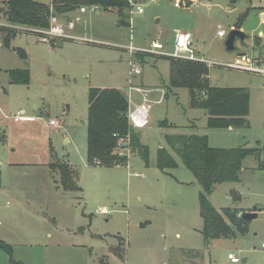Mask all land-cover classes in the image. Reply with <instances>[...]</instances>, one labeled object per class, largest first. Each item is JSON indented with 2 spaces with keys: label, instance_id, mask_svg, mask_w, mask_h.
<instances>
[{
  "label": "rangeland",
  "instance_id": "obj_1",
  "mask_svg": "<svg viewBox=\"0 0 264 264\" xmlns=\"http://www.w3.org/2000/svg\"><path fill=\"white\" fill-rule=\"evenodd\" d=\"M5 1L0 0V137L5 135L0 141V183L6 186L1 191L0 185V237L13 246V257L25 264H264V78L210 65L212 85L247 87L251 94L250 126L212 128L207 110L190 106L187 88L169 90L173 58L131 54L125 48L161 41L172 51L175 33L191 30L200 53L215 62H231L239 53L257 55L264 49V36H258L264 32V0H195L189 7L180 6L179 0H136L130 17H124L128 23H122L117 9L83 14L69 33L91 41L19 27L8 43L3 28L14 27L1 12ZM246 12L240 29L247 38L237 39L236 49L229 51L227 35ZM75 14L58 17L64 21ZM219 26L225 37L218 36ZM132 63L140 72L132 71ZM16 68L30 69L29 84L10 82L8 70ZM91 87L120 89L133 110L145 96L136 88L148 90V123L136 128L148 146V161L129 151L127 165L88 164ZM22 108L36 118L16 121L14 115ZM177 133L207 134L215 147L263 149L261 159L245 158L240 181L217 184L210 195L221 211L231 207L242 215L257 210L247 233L205 240L202 186L166 138ZM163 147L176 158L177 167L158 168ZM59 160L74 164L82 190L63 188L59 171L50 165ZM119 248L123 258L115 252ZM229 253L240 262H232ZM0 264H12L1 248Z\"/></svg>",
  "mask_w": 264,
  "mask_h": 264
},
{
  "label": "trees",
  "instance_id": "obj_2",
  "mask_svg": "<svg viewBox=\"0 0 264 264\" xmlns=\"http://www.w3.org/2000/svg\"><path fill=\"white\" fill-rule=\"evenodd\" d=\"M97 4L102 10L117 9L123 16L122 23H128L132 4L130 0H52L44 3L37 0H7L1 12L8 24L47 29L52 16H69L79 7ZM243 14L237 26H242ZM125 17V18H124ZM6 31L5 43L18 33L15 28H3ZM56 47L54 39L49 40ZM259 43V40L257 41ZM17 51L26 58L22 48ZM170 86L172 91L187 88L190 94V106L203 108L208 113V126L212 128L248 127L251 94L247 87H219L211 84L210 67L201 61L170 59ZM10 82L29 84V68L8 70ZM129 97L115 87H91L88 108V162L91 166L112 167L127 165L128 152H139L145 160L149 159L148 146L143 144L138 131L129 121ZM167 124V120L163 121ZM167 141L184 164L191 170L202 186L200 192L201 215L204 220L202 233L207 242L222 237H235L237 233L248 232L250 220H245L241 212L231 207L222 211L211 202L210 195L215 186L223 182L241 180L245 158L254 155L261 159V147H215L209 142L207 134H168ZM126 142V145H124ZM157 166L161 170L175 168L178 161L166 148L158 152ZM51 167L60 173V183L69 191L82 190L76 181V172L66 161L51 163ZM0 248L10 256L12 264H25L13 257V246L0 237ZM124 257L120 248L115 251Z\"/></svg>",
  "mask_w": 264,
  "mask_h": 264
},
{
  "label": "built area",
  "instance_id": "obj_3",
  "mask_svg": "<svg viewBox=\"0 0 264 264\" xmlns=\"http://www.w3.org/2000/svg\"><path fill=\"white\" fill-rule=\"evenodd\" d=\"M132 4V10L134 6L136 5V0H130ZM179 5L187 6V0H179ZM89 10H102L101 7L97 4H93L90 6L84 5L79 7L76 11V14L71 19H65L62 21L58 16H52L50 19V27L47 29L44 28H38L43 29V32H46L50 36H56L60 38H70V39H78L81 41H91L90 39L86 37H82L76 34L69 33L70 31L74 30L77 26V22L81 21V16L83 14H86ZM131 10V11H132ZM137 11L139 13L144 12L143 6H138ZM73 13V12H72ZM9 26L14 27L15 29L21 27V28H27L28 29H34L29 26H13L8 23H6ZM18 30V29H17ZM23 30V31H26ZM26 32H29L28 30ZM227 35L226 31L219 26L218 30V36L219 37H225ZM258 36H264V33L262 31H259ZM125 48L131 53H151V54H158L161 56H167L175 59H184V60H193V61H201L206 63L209 67L210 65H222L227 68H231L233 70L243 71V72H251L258 75H261L264 78V49L263 51L259 52L257 55L255 54H248V53H242L238 54V56L231 62L228 63H218L213 60H210L206 58L204 55H200L197 51V48L194 43V38L191 33L187 31H180L176 34L174 43H173V50L169 51L166 49V46L161 41H153L151 47H136L133 44L126 45ZM134 66L132 71L133 72H140V68L135 66L134 63H132ZM134 88V87H132ZM137 89V88H136ZM143 93L144 95V101L136 106L134 110L130 109L128 117L130 124L132 127L136 128H143L148 123V111L151 107V100L148 98L147 93L148 90L146 89H137ZM24 117V113L22 111H18L14 115V119L16 121H19L21 118ZM49 124L53 126H58L60 124L57 120H49ZM126 143V142H125ZM102 212H106V209H102ZM261 247L264 249V242L262 243ZM229 258L232 260V262L237 263L240 262V258L236 256L234 253H229Z\"/></svg>",
  "mask_w": 264,
  "mask_h": 264
},
{
  "label": "water",
  "instance_id": "obj_4",
  "mask_svg": "<svg viewBox=\"0 0 264 264\" xmlns=\"http://www.w3.org/2000/svg\"><path fill=\"white\" fill-rule=\"evenodd\" d=\"M247 38V34L241 30L240 28H234L232 29L229 34L227 35L226 39V48L229 51H233L236 49L235 42L237 39H240L241 41H244ZM242 54V53H239ZM126 145V143H124ZM258 216V213L256 211H247L242 213V217L245 220H251ZM246 260V259H244Z\"/></svg>",
  "mask_w": 264,
  "mask_h": 264
},
{
  "label": "crops",
  "instance_id": "obj_5",
  "mask_svg": "<svg viewBox=\"0 0 264 264\" xmlns=\"http://www.w3.org/2000/svg\"><path fill=\"white\" fill-rule=\"evenodd\" d=\"M195 2V0H189L188 2H187V7H189V6H191L193 3ZM180 6H182V5H180ZM261 15H262V19L264 20V10H262L261 11ZM236 28H241V27H238L237 26V24H236ZM180 31H187V32H189V33H191L192 34V36L194 37V34H193V32L191 31V30H178L176 33H175V36H176V34L178 33V32H180ZM263 32V31H262ZM264 33V32H263ZM194 42H195V40H194ZM196 46V48H197V45H195ZM197 51H198V53L200 54V55H204V54H201L200 53V51L198 50V48H197ZM205 56V55H204ZM206 57V56H205ZM207 58V57H206ZM170 60V59H169ZM170 67H171V61H170ZM137 89H144V88H137ZM141 92V91H140ZM140 104V103H139ZM138 105V104H137ZM136 105V106H137ZM130 109H132L133 110V108L131 107V105H130ZM21 111L24 113V119L23 120H26V121H33L36 117H34V116H31V115H28V114H26V109H24V108H22L21 109ZM60 125V124H59ZM58 125V126H59ZM230 129L231 128H235V127H229ZM0 141L1 142H3V141H5V135H2L1 137H0ZM0 149H1V147H0ZM1 164H3V161H1L0 162ZM71 165H72V167L73 168H75L74 167V164H72V163H70ZM88 164H89V162H88ZM50 165H51V163H50ZM90 165V164H89ZM91 166V165H90ZM94 167V166H93ZM18 179H14V181L15 182H18L17 181ZM0 185H1V187L3 188V189H1V191H5L6 190V186H3V184L2 183H0ZM5 189V190H4ZM102 209H105V207L104 208H102ZM247 211H257V210H246L245 212H247ZM3 239V238H2ZM4 240V239H3ZM6 241V240H5ZM7 242V241H6Z\"/></svg>",
  "mask_w": 264,
  "mask_h": 264
}]
</instances>
